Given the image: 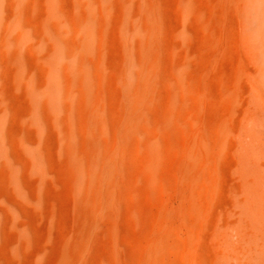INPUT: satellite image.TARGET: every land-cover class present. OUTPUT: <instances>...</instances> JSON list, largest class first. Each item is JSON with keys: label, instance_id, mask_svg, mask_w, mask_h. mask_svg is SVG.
I'll return each instance as SVG.
<instances>
[{"label": "rangeland", "instance_id": "rangeland-1", "mask_svg": "<svg viewBox=\"0 0 264 264\" xmlns=\"http://www.w3.org/2000/svg\"><path fill=\"white\" fill-rule=\"evenodd\" d=\"M243 8L0 0V264L256 263L240 171L249 152L264 175V31Z\"/></svg>", "mask_w": 264, "mask_h": 264}, {"label": "bare ground", "instance_id": "bare-ground-1", "mask_svg": "<svg viewBox=\"0 0 264 264\" xmlns=\"http://www.w3.org/2000/svg\"><path fill=\"white\" fill-rule=\"evenodd\" d=\"M243 4L245 7L243 8L245 11L243 25L251 37H256L255 39L262 37L261 33L264 31V0H243ZM86 37H88V33L84 32L83 38H81L80 41H84ZM63 57L67 59L68 56H63L61 43L56 42L54 51L48 60V77L44 87L40 93H37V89H34L35 95L43 98L50 108H57L58 102L61 101L62 85L60 83V73L64 65L61 62ZM69 58L71 57L69 56ZM74 66L75 65L71 67V64L67 66L68 70H70L72 74L77 73ZM260 69L264 72V67H261ZM84 71L85 60L82 59V62L80 63V72L83 73ZM248 156H251L249 152H247L244 157L242 155L243 166H241L242 170L240 171L244 177V193L246 195V204H244L243 215L244 219L250 223L254 233H244L241 234L240 237L243 238L244 244L247 246L250 245L249 243L251 242H253V244L255 243V247L257 249V254L255 253V264H264V209H261V207L256 203L257 198L264 201V175L262 174L261 176L257 169H251L248 167V162H250ZM260 200H258L259 204ZM222 237L223 241L228 246V237L224 235ZM244 247V250H242L239 254H242L243 256H250V258H252L251 249L246 246ZM219 264H229L227 257L223 256Z\"/></svg>", "mask_w": 264, "mask_h": 264}]
</instances>
